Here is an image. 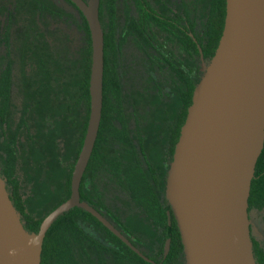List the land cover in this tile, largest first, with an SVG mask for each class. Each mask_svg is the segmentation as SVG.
Returning a JSON list of instances; mask_svg holds the SVG:
<instances>
[{
    "label": "flooded vegetation",
    "instance_id": "1",
    "mask_svg": "<svg viewBox=\"0 0 264 264\" xmlns=\"http://www.w3.org/2000/svg\"><path fill=\"white\" fill-rule=\"evenodd\" d=\"M64 1L74 13L60 0H0V175L6 186L17 183L24 200L27 170L46 179L56 174L63 187L86 133L87 20ZM101 1L104 104L80 201L131 246L75 206V264H136L134 255L160 264L177 225L166 196L168 170L187 100L210 60L203 48L212 0H106L104 9ZM64 25L80 30L77 50ZM28 187L39 193L36 184ZM247 212L254 258L264 264V146Z\"/></svg>",
    "mask_w": 264,
    "mask_h": 264
},
{
    "label": "water",
    "instance_id": "2",
    "mask_svg": "<svg viewBox=\"0 0 264 264\" xmlns=\"http://www.w3.org/2000/svg\"><path fill=\"white\" fill-rule=\"evenodd\" d=\"M70 1L87 20L92 49L89 118L71 174L70 195L43 218L37 232H30L0 175V264H40L47 230L59 215L75 206L94 214L130 245L98 211L80 201V182L102 111L104 33L100 0ZM201 71L166 184L184 264H257L247 207L255 165L264 146V0H226L218 45Z\"/></svg>",
    "mask_w": 264,
    "mask_h": 264
},
{
    "label": "trees",
    "instance_id": "3",
    "mask_svg": "<svg viewBox=\"0 0 264 264\" xmlns=\"http://www.w3.org/2000/svg\"><path fill=\"white\" fill-rule=\"evenodd\" d=\"M105 2L106 0L101 1L102 9L105 8ZM211 5L213 10L206 23V42L203 48L204 56L208 57L209 59H211V57L213 56L222 33L225 18L226 0H212ZM84 23L86 27V34L89 46L87 54V63L85 68L86 78L84 79L85 83L82 87V95L85 100L87 99L86 103L88 106L89 113V76L91 65V47L89 29L87 27V23ZM193 48L194 51L198 54L195 44H193ZM104 78L105 74L103 70V87ZM187 103L188 105L191 103V98L187 100ZM186 112L187 111H185V115ZM75 160L76 159H74L73 163L71 164V169L66 175L65 183L62 187L61 194L59 197L49 202V194L51 193L50 188H48L47 186H44L42 188L41 186H38L39 193L34 194L36 195V197H38V200L34 202L36 205H39L43 210V212L39 215L35 212H32L31 210H28V200L23 199L21 190L19 189L16 182L12 181L10 182V186H6L10 199L12 200V203L14 204L18 214L20 215V219L26 230L30 232H37L43 218L57 205H59L69 197L71 173ZM57 177L58 175L55 174V177L53 176L47 178L48 184H50V180L53 181L54 178L57 179ZM78 210H80L78 207L71 208L69 211L59 215L51 224L43 240L40 264H75L74 252L76 246L75 237L77 235L78 228ZM129 260L136 264H151L149 262L144 261L138 255H134V257H129ZM156 260L160 264H184L183 246L177 225L175 226V236L170 241L169 251L166 257Z\"/></svg>",
    "mask_w": 264,
    "mask_h": 264
},
{
    "label": "rangeland",
    "instance_id": "4",
    "mask_svg": "<svg viewBox=\"0 0 264 264\" xmlns=\"http://www.w3.org/2000/svg\"><path fill=\"white\" fill-rule=\"evenodd\" d=\"M61 2V6H63V8H65L66 10H68L71 13H74L75 10L73 9V7L68 4L66 1L64 0H60ZM66 26L64 25V28ZM68 28V32L71 33V36L74 40L73 45L76 46V50L77 48H79V42H80V30H78L74 25L72 27H66V29ZM27 177L28 179H23V192H24V196L25 198L28 200V210H31L32 212L37 213L38 215L41 214L43 212L42 208L39 205H36L34 201L38 200V197H36V195H34L35 193L32 191L31 189L28 187L30 182L31 185L34 186V184H36V187L39 189L38 186L44 187L47 186L48 188H50L51 193L50 195V201H53L55 198L59 197L61 194V190H62V186H61V182L59 184V181L56 180V178H54L53 181L50 180V184H48V181L46 179L47 175L43 174L39 172H37L36 169H33L32 172L31 170H27ZM55 177V176H54ZM36 197V198H35ZM33 201V202H32ZM48 203V202H47Z\"/></svg>",
    "mask_w": 264,
    "mask_h": 264
}]
</instances>
